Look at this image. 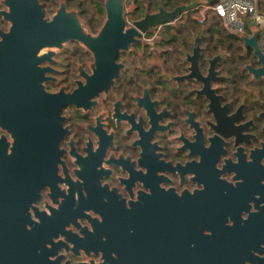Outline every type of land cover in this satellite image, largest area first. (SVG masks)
Returning a JSON list of instances; mask_svg holds the SVG:
<instances>
[{"label": "flooded vegetation", "instance_id": "af4514ba", "mask_svg": "<svg viewBox=\"0 0 264 264\" xmlns=\"http://www.w3.org/2000/svg\"><path fill=\"white\" fill-rule=\"evenodd\" d=\"M60 1L45 8L41 0L48 19ZM145 2L123 0L125 29L134 27L139 34L116 53L119 67L112 84L80 92L79 106L62 107L67 132L60 144L64 154L59 174L65 177L66 166L75 179V161L92 155L104 170L101 184L115 188L126 200L136 199L138 192L149 195L154 190L150 187L157 185L187 204V215L181 219L145 223L126 232L120 241L134 244L124 247V256L113 253V264H264V77L250 72L260 63L240 39L251 38L252 31L224 33L218 28L222 21L199 13V5L142 31L134 22L159 6L171 11L187 5ZM66 3L68 9L78 10L81 21L85 19L87 12ZM102 3L98 14L103 19L95 32L89 31L93 35L106 18ZM48 10H54L51 16ZM0 28L8 29L1 20ZM256 41L264 54L263 30L257 29ZM87 56L89 64L84 62ZM54 59L43 64L54 69L44 82L51 94H72L96 67L94 54L78 45L56 53ZM2 134L12 141L0 128ZM49 192L45 188L36 203L40 211L55 206ZM196 192L202 195L194 204ZM196 207L206 220H194ZM78 223L80 228L69 227L75 234L81 236L84 226L90 229L86 219ZM65 239L53 238L64 255L63 264L103 262L101 253L68 252ZM48 242H34L39 264H48Z\"/></svg>", "mask_w": 264, "mask_h": 264}, {"label": "water", "instance_id": "95a60500", "mask_svg": "<svg viewBox=\"0 0 264 264\" xmlns=\"http://www.w3.org/2000/svg\"><path fill=\"white\" fill-rule=\"evenodd\" d=\"M215 1L194 0L171 11L159 6L157 12L146 14L134 26L143 31L197 5ZM0 6V20L8 25L7 30L0 28V128L12 138L9 141L6 134L0 135V263L39 264L33 245L47 238L48 264H63L64 255L53 241L62 235L68 242V252L101 253V264H113V253L117 258L124 256L128 253L124 247L134 244L120 241L126 232L139 230L145 223L170 222L177 216L181 219L187 215V204L178 202L171 192L160 191L157 185L150 187L154 190L149 195L138 192L136 199L126 200L115 188L101 184L104 170L101 161H94L92 155L75 161V179L66 166L62 177L59 163L64 151L60 144L67 128L61 111L68 104L79 106L80 92L107 89L119 67L114 63L116 53L126 49L133 35L139 33L134 27L125 29L123 0H104L106 18L96 35L86 29L77 9H68L66 0L60 1L51 19L45 16L41 0H0ZM246 22L253 36L240 39L244 47L253 49L260 63L250 72L256 78L264 77V54L256 41L257 28ZM72 41L94 54L93 74L85 76L86 84L79 85L72 94L62 90L48 93L44 82L49 79L47 72L54 69L43 64L54 63L57 50ZM45 188H49L55 205H48L49 212L36 207ZM201 195L196 192L194 204ZM78 219L90 224V229L82 227L81 236L69 229L70 225L81 227ZM194 220H206L197 207Z\"/></svg>", "mask_w": 264, "mask_h": 264}, {"label": "built area", "instance_id": "2783aa9c", "mask_svg": "<svg viewBox=\"0 0 264 264\" xmlns=\"http://www.w3.org/2000/svg\"><path fill=\"white\" fill-rule=\"evenodd\" d=\"M211 11L221 21L225 30L231 34H243L250 28L264 31V0H216L211 5H205L199 13Z\"/></svg>", "mask_w": 264, "mask_h": 264}, {"label": "rangeland", "instance_id": "374dc122", "mask_svg": "<svg viewBox=\"0 0 264 264\" xmlns=\"http://www.w3.org/2000/svg\"><path fill=\"white\" fill-rule=\"evenodd\" d=\"M142 1H144V0H142ZM145 1H146L145 3L147 4V1H148V0H145ZM188 3H190V2H187V3H184V4H188ZM205 5H206V4H201V5H199L197 11L199 12L201 9H203V7H204ZM54 10H55V9H54ZM54 10H48L47 15H48V16H51ZM98 13H99V12L95 11L93 8H91V7L89 6V9H88L87 13L84 15V18H85V19L82 20V23L85 25V27H86V29H87L88 31L95 32V31L97 30V27H96V26L99 25V24L102 22L103 16L100 15V14H98ZM205 13L209 14V15H208L209 18L213 15V13H212L211 11H209V9H207V11H205ZM92 23H93V25H92ZM7 27H8V25H7ZM218 28L222 29V30L224 31V33H229V32H227V31L225 30V28H224L223 25H221V24L218 26ZM77 45H78L80 48H82L83 50H85V48H84L83 46L79 45V44L67 43L63 49H61V50H57L56 53L66 52V51H69V49L72 50V49H74ZM84 62H86L87 64H89V62H90V57H89V56L85 57V61H84Z\"/></svg>", "mask_w": 264, "mask_h": 264}, {"label": "trees", "instance_id": "16d2710c", "mask_svg": "<svg viewBox=\"0 0 264 264\" xmlns=\"http://www.w3.org/2000/svg\"><path fill=\"white\" fill-rule=\"evenodd\" d=\"M193 1L194 0H166L169 5H178L187 2L191 3ZM43 2L45 8H52L58 5L59 0H43ZM68 5L77 7L82 14H85L88 11L89 6L97 12H103L102 0H68Z\"/></svg>", "mask_w": 264, "mask_h": 264}]
</instances>
